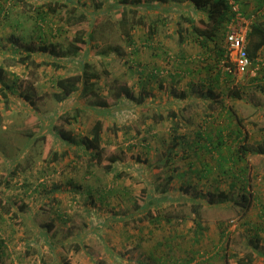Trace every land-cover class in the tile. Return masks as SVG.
Wrapping results in <instances>:
<instances>
[{
	"label": "rangeland",
	"instance_id": "1",
	"mask_svg": "<svg viewBox=\"0 0 264 264\" xmlns=\"http://www.w3.org/2000/svg\"><path fill=\"white\" fill-rule=\"evenodd\" d=\"M80 1L92 6V0ZM35 3V0H0V4L9 9L7 16L0 19V64L5 65L2 75L5 83L0 82V151L4 154L0 159V198L1 203L13 202L17 207L20 203L27 204L29 214L25 213L43 229L47 230L53 224L48 233L57 243V248L53 251L34 227L20 224L12 212L1 215L5 212L0 210V264H155L152 254L157 257L165 254L164 251L169 247L161 243L168 237L176 256L167 264H199L208 261L209 257L212 259L218 250L217 246L214 247V237L220 236L218 222L221 220L229 224L228 236L224 239V243L227 239L228 243H223L226 249H219L226 255L227 263L264 264V259L261 261L260 258L252 262L242 259L249 251L247 244L253 241L251 233L245 232L242 225L245 223L244 217L236 214L232 208H207L202 219L204 229L201 234L196 233L197 224L192 219L171 223L164 220L160 223L148 220L136 223L142 214L134 212L135 195L147 189V185L154 187L164 183L171 171H186L185 178L176 177L170 183L173 194L179 193L181 182L185 184L186 180L202 190L214 187L228 189L230 184V179L219 172L202 177L199 171L205 166L204 162L210 159L209 162L215 165V159L211 155L202 160L196 159L193 157L194 152H191L192 156L186 155L181 145L176 149L179 156L169 154L173 156L174 163H166L167 146L173 141L174 135L186 133L184 137L194 136L205 121L213 120L212 109L205 108L200 99L188 102V95L182 98L186 78L181 80L178 78L181 76H177L173 82L169 76L170 73L175 75L177 71L183 47L174 30L175 18L167 19L168 25H162L163 29L156 34L158 37H167L169 34L168 37L174 40H168L172 44L158 45L157 56L143 44L135 50L134 45L124 39L117 26L119 15L115 13L100 18L94 27H90V20L72 24L61 13L50 14L42 22L40 31L35 26ZM153 13L148 14V20L157 16ZM89 29H93L96 38L90 43L93 49L88 61L102 75L96 80L94 93L86 97L77 96L75 102L78 105L70 106L71 114L76 113L74 107H81L78 118L71 123L61 110V102L55 99L57 88L54 82L60 75L71 74L72 67L56 68L50 64L27 67L5 63L11 62L13 46L21 47L26 43L22 41L23 38L37 46L52 41L61 42L66 48L73 42L81 45L80 53H83L90 45L75 40V37L85 38ZM145 31L135 29L133 34L137 39ZM13 34L22 39L14 43L11 39ZM98 52L101 53L97 56L101 64L95 60ZM41 59L42 56L37 57L38 61ZM137 64L146 67L144 76H139ZM154 65L164 72L160 77L150 80L147 71ZM104 70H109L110 75L103 74ZM248 73L236 72L235 81L240 83ZM27 87L35 94V105L21 95ZM123 87L129 88L135 97L145 95V92L150 94L145 96L143 104H138L136 99L125 97V90L121 89ZM193 90L196 93L195 88ZM119 91L120 101L115 97ZM193 96L194 93L190 95ZM251 96L260 97L258 94ZM101 97L122 105L118 114L108 116L103 132L104 163L111 155L119 157L112 171L107 172L102 165L90 167L87 155L78 156L74 145L57 138L30 144L32 133L38 131L36 137L41 134L42 114L57 112L58 129L71 132L72 135L86 134L95 115L91 102ZM241 101L235 103L233 108L229 105L230 110L245 120L246 135L263 136L264 111ZM185 103L190 104L185 112H181ZM33 110L35 112L32 113ZM171 111L177 112L174 118L178 120L179 126L181 124L178 131L173 129L176 119L168 116ZM112 121L116 122V132L112 131ZM54 153H57V157ZM252 158L254 162H259L257 157ZM176 163L178 171L174 168ZM120 171L122 176L114 177ZM164 173L165 178L161 180L159 177ZM256 177L257 174L253 177V183ZM6 181L9 184L5 185ZM250 188L255 194L257 190L252 185ZM232 195H237V191L232 192ZM172 206L171 202L163 204V208L172 209ZM186 210L190 211V206ZM68 237L77 238L78 242L68 243ZM62 241L67 243L63 250L59 247ZM191 243L195 244L194 247ZM263 247L264 244L262 250ZM191 248L197 250L196 258L184 262V257L190 255L186 254L187 250ZM213 264H219L218 258Z\"/></svg>",
	"mask_w": 264,
	"mask_h": 264
},
{
	"label": "trees",
	"instance_id": "2",
	"mask_svg": "<svg viewBox=\"0 0 264 264\" xmlns=\"http://www.w3.org/2000/svg\"><path fill=\"white\" fill-rule=\"evenodd\" d=\"M35 1V6H33L37 12L35 26L40 31L42 30V22L46 21L47 16L50 14L61 13L63 14L62 17L68 19L72 24H78L85 20H90V27H94L95 23L100 21V18L115 13L116 15H119L117 26L124 39L127 40L129 44L132 43L135 50L143 44L152 49V52L157 56H159V53H156L159 49L158 45L164 46V44L156 41L155 36L161 28L163 29L162 25H168L167 19L175 18V31L178 33L180 42L188 37H192L195 42L210 53H217V59L222 60L225 58V48L221 46L219 34L226 33L227 25L234 16V12L231 11L229 0H92V6H88L86 2L83 3V1L80 0ZM234 1L239 4L244 15L248 17L252 16L251 14H246L239 0ZM71 3L72 5L69 6ZM8 10L7 7H3V5L0 4V19L7 16ZM150 12H154L153 14H157V16L148 20L147 17ZM111 24L114 25L113 22H111ZM135 29L146 30L145 34L141 36L142 40L140 43L138 42V39H136V35L133 34ZM167 36H169V34H167ZM247 37L248 53L254 63L253 65H255L256 57L264 47V24L253 19ZM75 38V40H79L81 43H88L90 46L88 48L86 47L83 53H80L82 49L81 45H76L73 42H70L66 48H64L61 42L52 41L37 46L23 38L22 41H26V43L21 45V47L20 45L17 47L13 46L10 53L11 62L5 63L7 65L20 64L27 67H40L44 64H50L56 68L69 69L72 67L71 74L60 75L56 77L54 82L57 88L54 92L55 99L58 102H61V110L65 112L64 116L66 120L71 123L78 118L77 116L81 113V107L78 106L76 109L74 107L76 113L71 114L70 111L72 109L70 106L78 105V103L75 102L77 96L80 95L81 97H86L88 94L94 93L96 80L102 75V73L94 69L88 61L91 50L93 49V45L90 43L96 38L93 29H89L85 38L81 36ZM11 39L14 43H18L22 38L13 34ZM100 54V52L95 54V60L99 64H101V61H98L97 56H100ZM41 56L43 59L38 61L37 57ZM179 58L180 61L178 62V66L176 65L177 74H180L181 70L187 69L186 71H191L190 73L192 75L196 74L195 77H197L199 85L208 86L210 92L213 90V85L220 81L219 75L221 74L222 67H220L219 63L212 61H205L204 63L200 60L201 64H199V60L196 59V57H189V59H186L185 56L181 57L180 54ZM231 63L232 62H230V64ZM140 66L141 65L139 64L136 65L139 76H144L146 73V67ZM231 66V71H228L227 69L225 70L228 72V76L224 78L223 82L225 83L223 84L228 87L230 85V87L224 96H235L239 98L242 96V92H244L245 89L243 85L235 83V65L232 63ZM4 67L5 65L3 66L0 64L1 83H5L2 77L5 72ZM214 71L217 72L216 75L212 74ZM147 72L150 80H153L160 77L164 71L159 66L154 65ZM202 72L205 73L203 74ZM103 74L109 76L110 71L104 70ZM177 74L174 77L172 76V73H170L169 76L173 82L177 76H179ZM253 81H256V79H253ZM121 89L125 90V97L130 100L136 99L138 104H143L145 96L150 94L145 92V95L135 97L129 88L123 87ZM201 92V98L205 100L207 96L206 94L208 93H205L203 89ZM182 93L183 98L186 93ZM212 94L213 93L211 92L210 96H212ZM21 95H24L26 99H30L35 105V94L30 88H25L21 92ZM115 97L117 99L120 98V91L115 94ZM222 101L223 100H221V102ZM113 104L115 103H111L105 97L103 99L101 97L100 100L98 99L91 102V109L95 114L94 120L87 130V133L84 135H72L71 132L58 129V120L56 119L57 112L53 114H42L40 115V120L42 122L40 130L41 134L36 137L35 135L38 131L32 133L30 135V144L33 141H44L48 138L63 140V142L75 146V151L78 156L81 157V155H87V161L90 167L94 165H102L107 172H110L114 169V163L119 160V157L117 155H111L108 157L107 163H104L105 147L103 146V132L105 130V123L106 120H108V116L118 114V109L122 108L121 103ZM223 104H225V107L223 106L221 112L218 113L219 117L225 120L226 125H216L218 118L217 114L216 116H213L211 122L205 121L204 125H201L195 131V137L192 138V140H187L182 136L180 138V136L174 135L173 141L167 146L168 157H166V163H174L173 156H169V154L179 156V152L176 151V149L180 145L183 151H188V153L184 154H190L192 156L191 152H194L193 157L200 160H202L203 157L205 158L207 156L206 154L209 152L212 157L215 156L213 158L216 162L215 165L209 162L210 159L207 160L206 163L204 162L205 166L199 171L201 176H209V174L211 175V173L213 174L214 171L217 170L220 175H225L230 179L231 185L229 188L224 189L221 187H214L213 189L209 188L207 190H202L197 189V185L190 180H184L186 183L182 184L181 182L179 193L173 194L172 191H170V183L173 182L176 177L179 179L185 178L186 174V171H178L179 168L176 163L177 165L174 168L178 173L171 171L164 183L154 187L147 185V189H143L142 193L135 195L134 212H136V214H142V217L136 219V223L145 220H148L149 222L152 221L153 223H160L161 220H164L171 223L184 222L188 219H192L197 224L196 233L201 234L204 229L202 219L207 208H232L235 209L236 214L244 215L252 207L254 196L250 189L251 175H249V169H247L249 168V164H246L247 156L248 153H251L252 155L261 154L264 156V143L250 145L247 142L239 141L237 142L238 146L235 150L231 149L235 141L229 142L228 135L235 134L238 137L239 134L244 133V119L238 117L234 110H230L227 103L224 102ZM212 106L213 102L204 104V107L210 110L212 109ZM187 108L188 105H182L181 112H185ZM226 109L227 113L224 114V110ZM31 112L33 113L35 111L33 110ZM168 116L176 119L174 117L177 116V112L171 111ZM111 124L112 131L116 132L118 130L116 122L112 121ZM180 126L176 119V125L173 129L178 131ZM227 130L231 133L225 135ZM224 148L229 149V151L224 152ZM204 149H206V151H204ZM54 154L55 157H57V153ZM3 156L4 154L0 151V159L3 158ZM242 163L245 164V166H243ZM214 166L216 169H214ZM121 173L122 171L114 177H121ZM219 177H214V179H218ZM159 178L163 180L165 178V173ZM7 184H9V181H6L5 185ZM234 191H237V195H232V192ZM156 193L158 195H156ZM1 200L2 198H0V210L5 212L1 215L10 214V212H12V216L16 217L20 224H27L31 228L34 227L36 231L40 233V236L49 243L51 249L53 251L56 250L57 243L53 241V237L48 233L53 224L49 225L47 230L43 229L29 217V213L26 210L27 204L20 203L17 207L13 202L10 203L4 200L6 203H1ZM168 202L173 204L172 209L167 207L163 208V204ZM175 204H178L179 206H176ZM189 206L190 211L186 210V207ZM218 226L221 229V236L227 237L228 222L221 220L218 222ZM75 239L74 237H68L67 241L68 243L74 241L78 242L77 238ZM165 241L161 243L164 244V246L169 247L164 251L165 254H163L162 257H157L152 254L155 264H167L170 259H173L176 256L174 246H170V237L165 238ZM191 245L194 247L195 244L191 243ZM66 246L67 243H64L63 241L59 242V247L62 250L66 249ZM223 248L226 249V246ZM196 251L197 250H194L193 248L187 250L186 254L190 255L184 257V262L193 261V259L196 258ZM255 251L257 250H255L254 247H252L251 250L249 248V251L246 252L242 259L247 260V262H252ZM177 257L180 258L179 256ZM212 257V259L209 257L208 261H201L199 264H207V262L213 264L217 258L219 264H228L226 261V255L221 253L219 249L214 255H212ZM64 264L70 263L66 262Z\"/></svg>",
	"mask_w": 264,
	"mask_h": 264
},
{
	"label": "crops",
	"instance_id": "3",
	"mask_svg": "<svg viewBox=\"0 0 264 264\" xmlns=\"http://www.w3.org/2000/svg\"><path fill=\"white\" fill-rule=\"evenodd\" d=\"M239 1L241 3V6L243 7V10L246 12V14H251L254 17V19H256L257 21H260L264 24V0H239ZM175 29H176V27L174 28V30ZM155 38L157 39V41L159 43L162 42L165 44H172V43H169L168 40H171L174 42V40L171 36L170 37H168V36L167 37L156 36ZM137 39H138V42L140 43L142 40L140 34H139ZM178 39H179V37H178ZM219 39H220L221 46L223 47L224 43H225V33H220ZM179 43H182V45H183L182 50H180L181 57L185 56L186 59H189V57L190 58L196 57V59L199 60V64H201L200 60L203 61L204 63H205V61L217 62V63H219L220 67H222L221 74L219 75L220 81L218 83L216 82L213 85V88H212L213 90L211 91L213 93L212 96H210L211 92H210V88L208 86L199 85V83L197 81V77H195L196 74L192 75L190 73L191 71L190 72L186 71L187 69L181 70L180 74H177L175 71V75L177 74V75L181 76V77H178L181 80L183 78H186L185 86L182 87V92H184V93H186V95H188V98H189L188 102L189 101L195 102V101H198V99H200V101L202 102L203 105L207 104V103L209 104L210 102H213V106H212L213 116H216L218 114V118L216 121L217 126L218 125L219 126L220 125H226L225 120L223 121V119L219 117V113L221 112L222 107L225 105V104H223L224 102L227 103L228 105H231L232 107H234L235 103L242 102L241 100H243V101H245L246 104L253 106L255 109L264 111V47L260 50L259 55L256 57V64L253 65V67H254L253 69L256 70L255 73H254V71L251 72L249 70L248 75L245 76L246 78L242 79L241 82L238 83L239 85L240 84L243 85L244 89H245L244 92H242V96L238 98L235 96H226V97L224 96L226 91L230 87V85L228 87L227 85L223 84V83H225V82H223L224 78L228 76L227 75L228 72L225 71L226 69L223 67V65L221 63L222 60L217 59V56H216L217 53H215V52L210 53L205 48H203L201 45H199L197 42H195L192 37H188L181 42L179 41ZM202 73L204 74L205 72H202ZM212 74L216 75L217 72L214 71ZM175 75H172V76L175 77ZM253 79H256V81H253ZM235 83H237V81H235ZM194 88L196 90V93L193 90ZM202 89L205 93H208V94H206L207 96H206L205 100H203L201 98L202 97V92H201ZM192 93H194L195 96L190 97V95ZM197 94H200L201 96L198 97V96H196ZM252 94L253 95L258 94V96H260V97L251 96ZM221 100H223V101L221 102ZM205 101H207V102H205ZM187 103H186V105L189 106L190 103L189 104H187ZM225 113H227V109L224 110V114ZM235 122H237V121H235ZM244 123H245L244 125H246L245 120H244ZM182 125L184 126L183 123H182ZM248 130H249V127H248ZM245 131H246V129L243 128L244 133L239 134L238 137L235 134H232L230 136L228 135L229 142L235 141L233 143L231 149L235 150V148L238 146L237 142H239V141L247 142L250 145H257L259 143H264V135L254 137L253 134L246 135ZM229 133H231V132L229 130H227L225 132V135H227ZM185 134L186 133H182V134H179L178 136H180V138H181V136H183V138H185L187 140H189V139L192 140V138L195 137V135L194 136L193 135L192 136L187 135L186 137H184ZM225 137H227V136H225ZM173 138H174V136H173ZM190 151H192V150H190ZM204 151H206V149H204ZM223 151L227 152V151H229V149L224 148ZM200 152H201V149H200ZM187 153H188V151H187ZM186 155L191 156L190 154H186ZM206 155L207 156L211 155V153L208 152ZM256 155H258V156H256ZM213 157H215V156H213ZM252 157H255V158L257 157L259 159V162H254V159ZM246 164H249V168H247V169H249L248 172H249V175H251V185L257 191L255 192V194H253L254 197H253L252 207L249 209L248 212H246L245 216L242 215L244 217V220H245V223H243L242 225L245 228V232L251 233V241H253V242H249V244H247V246H248L247 249L250 248V250H251L252 247H254L255 250H257V251H255L253 259H256V258L259 259L260 258V260H261V259H264V250H262V246L264 244V156L261 154H253L252 155L251 153H248ZM242 165L245 166V164H243V163H242ZM214 169H216L215 166H214ZM214 173L216 174L217 170H215ZM256 174H257L256 181H255V183H253V177ZM258 176H260V177L258 178ZM230 185L231 184H229V186ZM240 209H241V207H240ZM218 232H219L220 236H218L217 238L214 237V243H215L214 247L217 246V249H220L221 247H224L223 246L224 244L228 243V239L224 243V239L226 238V236H221V229ZM219 242H220V244H218Z\"/></svg>",
	"mask_w": 264,
	"mask_h": 264
},
{
	"label": "built area",
	"instance_id": "4",
	"mask_svg": "<svg viewBox=\"0 0 264 264\" xmlns=\"http://www.w3.org/2000/svg\"><path fill=\"white\" fill-rule=\"evenodd\" d=\"M231 11L234 12L232 20L228 23L225 33V58L222 59V65L225 69L231 71L233 63L235 71L245 73L249 70L252 72L253 61L248 53V32L254 17H248L243 14L238 3L234 0H229ZM230 62H232L230 64Z\"/></svg>",
	"mask_w": 264,
	"mask_h": 264
}]
</instances>
